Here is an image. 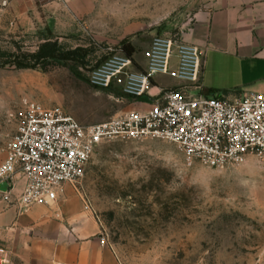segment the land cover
<instances>
[{"label": "rangeland", "instance_id": "1", "mask_svg": "<svg viewBox=\"0 0 264 264\" xmlns=\"http://www.w3.org/2000/svg\"><path fill=\"white\" fill-rule=\"evenodd\" d=\"M202 5L0 0V51L35 52L50 38L87 53L77 72L63 65L47 71L0 66V161L17 129L9 114L23 99L60 108L84 124L130 109L134 101L120 88L92 87L89 71L125 39L142 62L155 36L182 38ZM78 188L122 264H264V160L258 157L212 168L188 165L166 141L114 140L98 148Z\"/></svg>", "mask_w": 264, "mask_h": 264}, {"label": "built area", "instance_id": "2", "mask_svg": "<svg viewBox=\"0 0 264 264\" xmlns=\"http://www.w3.org/2000/svg\"><path fill=\"white\" fill-rule=\"evenodd\" d=\"M204 52L182 38L158 35L144 52L145 64L121 47L93 67L89 84L97 89L120 88L133 101L151 99L149 107L127 109L109 120L84 124L60 108L48 109L23 99L9 114L17 129L0 161V196L23 211L55 202L65 184L78 185L98 148L114 140L154 139L175 144L188 165L212 168L264 160V93L238 100L204 91ZM167 76L181 83L154 93L155 81ZM5 186L1 189V186ZM86 209L93 211L83 197ZM95 213V212H94ZM102 245H109L101 233ZM0 264H10V253L0 247Z\"/></svg>", "mask_w": 264, "mask_h": 264}, {"label": "crops", "instance_id": "3", "mask_svg": "<svg viewBox=\"0 0 264 264\" xmlns=\"http://www.w3.org/2000/svg\"><path fill=\"white\" fill-rule=\"evenodd\" d=\"M201 1L182 40L204 52L205 95L238 100L264 93V0ZM155 85L158 93L181 83L160 76ZM150 105L151 99L144 97L130 109ZM23 185L17 183L11 202L0 196V247L9 251L10 264H122L110 244L102 245L100 221L86 209L75 185L65 184L55 202L26 211L14 198Z\"/></svg>", "mask_w": 264, "mask_h": 264}, {"label": "trees", "instance_id": "4", "mask_svg": "<svg viewBox=\"0 0 264 264\" xmlns=\"http://www.w3.org/2000/svg\"><path fill=\"white\" fill-rule=\"evenodd\" d=\"M121 47L130 56H133L137 49L129 40L122 41ZM87 53L84 48L66 49L58 41L46 39L35 52H3L0 51V66L9 65L15 69H42L44 71L59 65L76 67L85 64ZM73 65H70V64ZM77 72V71H76Z\"/></svg>", "mask_w": 264, "mask_h": 264}, {"label": "water", "instance_id": "5", "mask_svg": "<svg viewBox=\"0 0 264 264\" xmlns=\"http://www.w3.org/2000/svg\"><path fill=\"white\" fill-rule=\"evenodd\" d=\"M5 188V186L3 185V186H1V189H4Z\"/></svg>", "mask_w": 264, "mask_h": 264}]
</instances>
